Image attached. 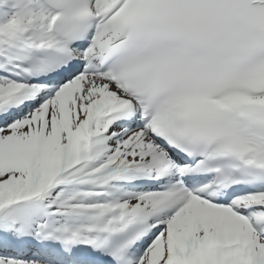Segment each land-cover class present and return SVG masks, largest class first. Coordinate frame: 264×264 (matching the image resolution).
<instances>
[{
	"label": "snow or ice",
	"instance_id": "obj_1",
	"mask_svg": "<svg viewBox=\"0 0 264 264\" xmlns=\"http://www.w3.org/2000/svg\"><path fill=\"white\" fill-rule=\"evenodd\" d=\"M0 264H264V0H0Z\"/></svg>",
	"mask_w": 264,
	"mask_h": 264
}]
</instances>
